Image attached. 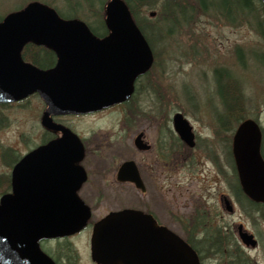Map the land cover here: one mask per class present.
<instances>
[{"label": "water", "instance_id": "95a60500", "mask_svg": "<svg viewBox=\"0 0 264 264\" xmlns=\"http://www.w3.org/2000/svg\"><path fill=\"white\" fill-rule=\"evenodd\" d=\"M260 1L264 6V0ZM104 21L108 34L101 39L83 21L65 20L38 1L8 13L0 21V102L19 101L38 91L46 105L42 124L60 129L49 121V114L96 111L129 99L135 79L149 69L153 55L122 0L107 2ZM29 42L52 49L56 65L41 70L22 63L21 50ZM172 121L180 139L193 147L189 121L180 112ZM134 142L140 144L139 135ZM76 143L74 135L64 129L61 139L27 153L13 167V193L0 197V264H54L40 250L39 241L72 235L85 227L90 209L76 193L82 169L71 167L81 154L74 153L71 160L60 158L69 155L67 150ZM260 146L257 122L242 121L232 138L238 179L250 199L264 203ZM132 164L122 163L118 179L140 187ZM71 175L79 178L77 184L68 183ZM145 235L176 236L141 211L110 212L93 225L92 259L99 264H139L137 246ZM238 237L245 247L257 245L246 230L240 228ZM163 257H167L163 264H169V252Z\"/></svg>", "mask_w": 264, "mask_h": 264}, {"label": "rangeland", "instance_id": "374dc122", "mask_svg": "<svg viewBox=\"0 0 264 264\" xmlns=\"http://www.w3.org/2000/svg\"><path fill=\"white\" fill-rule=\"evenodd\" d=\"M33 1L44 2L60 10L66 16L73 14V10L69 9L68 1L71 5L79 1V11L75 16L91 24L96 20L97 15L100 18L103 17L104 6L108 2V0H89L93 9L101 8V14L94 16L91 10H88L86 0H0V16L17 11L18 8H23ZM215 2L222 6H231L233 13L234 11L237 13L251 11L248 0H215ZM162 3L163 0H157L154 8H143L138 11L139 17L145 18L150 25L156 28L157 35H164V33L166 35L158 37L155 42L151 33H147L154 47L155 64L149 70L146 79L142 81L148 87L149 93H141V88L133 104L140 101L142 106L146 107L154 103L153 106L158 109L159 114L165 113L167 119L172 116L173 112L180 111L188 119L198 136L195 148L191 152L187 150L188 165H186L183 148L176 146L178 152L174 177L175 188L169 194H155L151 202L148 201L152 203L151 207L154 205L160 217L167 220L170 228L183 234L188 214V199L193 197L192 194L204 198L208 209H213L216 204L213 184L209 179L205 180L206 171L211 167L208 155L213 153L220 156L227 155L231 131L220 128L215 120V111L222 110L216 93L215 69L222 68L233 76L240 85L244 97L245 117L257 120L264 130V17L259 9L257 10V21L251 14L253 20L249 17H238L234 24H229L215 13H204L197 9L187 23H182L180 27H173V30L169 31L170 24L163 23L159 17L158 8L162 6ZM193 4L197 6L198 0L181 2V5L188 7ZM150 11H154L155 15L149 16ZM101 27L98 20L95 28L100 31ZM0 117L3 119L0 125V146H12L17 149V152L23 153L24 147L29 142L28 130L31 126L28 109H3L0 111ZM116 120L115 112L97 115L89 120L97 140L106 141L112 133L117 135L119 126ZM158 120L159 128H162L161 123L164 124L165 120L163 119L164 122L160 118ZM152 124L150 120L142 125L153 128ZM136 125L135 122L134 126ZM126 137L127 135L122 137L124 143H126ZM128 153L129 151L124 146L114 155L120 156ZM4 165L0 160V171H4ZM225 186L226 183H223V188ZM81 196L92 205L95 219L110 210L109 208L136 207L142 200V197L131 189L123 194L98 195L82 192ZM198 204H202L200 200ZM262 211L264 212V208ZM169 213L170 216H167ZM255 216V220L245 216L242 209H238L234 215L222 212L219 223L221 226H228L229 229L225 234L228 233V237L233 240L236 233L230 229L232 223L243 221L259 240L257 249H247L246 252L255 264H264V216L263 218H257L258 214ZM242 217L245 218L242 220ZM85 235L82 234L74 240L81 256L84 255ZM47 245L54 249L53 251L60 250V241Z\"/></svg>", "mask_w": 264, "mask_h": 264}, {"label": "flooded vegetation", "instance_id": "af4514ba", "mask_svg": "<svg viewBox=\"0 0 264 264\" xmlns=\"http://www.w3.org/2000/svg\"><path fill=\"white\" fill-rule=\"evenodd\" d=\"M106 34H108V29L107 33L98 37L102 39ZM22 63L46 70L54 67L57 62ZM150 69L152 68L150 67ZM148 72L135 79L133 92L129 99L123 103L84 113L49 114V121L54 125L60 126V129L47 128L42 124L46 105L38 91L31 93L19 101L0 102V111L3 109L8 110L9 108L28 109L31 121V126L28 130L29 142L24 147L23 153L17 152V149L12 146H0V160L5 164L3 166L4 171H0V195L13 193L11 173L13 167L22 157L40 146L61 139L63 130L66 129L74 135L77 146L68 149L69 155H63L60 158L71 160L77 154H81L80 159L77 162H73L71 167L82 169V179L76 193L89 207L90 217L86 226L75 234L39 241L40 250L54 264H99L91 256L90 239L93 225L109 212L125 208L136 209L149 215L157 226L165 227L176 235L142 236V242L137 246L140 255L139 264L166 263L167 257H161L167 255L168 252L170 254L169 264H242V257L247 258L249 263L255 264V261L246 252L247 249L241 244L238 233L240 228L246 230L257 241L256 247L248 250H255L259 246V240L256 235L247 228L243 221H238L232 223L230 227L236 233V236H233L234 239L232 240L228 237V233L225 234L226 230L229 229L228 226H221L219 223L222 212L234 215L238 209H242L239 204L241 195L246 197V199L245 197L243 198L245 207L242 209L245 216L254 220L257 214L259 215L257 218H263L264 216V212L262 211L264 203L248 198L241 188L232 154L234 130L230 133L229 140L227 139L229 142L227 155L220 156L214 153L208 155L211 167L206 171L207 176L205 180L209 179L210 183L213 184L212 189L215 190L216 204L213 209H208L205 206L204 198L196 197L192 194L193 197L188 199V214L186 215L184 224L185 230L181 234L170 228L166 222L167 220L160 217L154 205L151 207L152 203H148V201L151 202L153 195L161 193L169 194L175 188L174 177L176 173V154L178 152L176 146L179 145L183 148L182 150L186 155L187 150L191 152L195 148L198 139L193 130L194 146L189 147L176 133L172 119L173 115L180 111L173 112L172 116L167 119L165 113L163 115L159 114L158 109H155V106H153L154 103L148 104L146 107H143L140 101L133 104L141 88V93H149L148 87L142 83L146 79ZM107 112H115L117 114L116 124L119 126L118 133L117 135L112 133L106 141L97 140L89 120ZM180 113L184 116L182 112ZM158 118L165 120V122L163 120L164 124L161 123L162 128H159L160 123ZM0 120L1 125L3 119L0 117ZM150 120L153 122V128L142 125L145 121L149 122ZM135 122L137 124L136 127L134 126ZM220 128L224 130V127L220 126ZM126 135V143H124L122 137ZM138 135L140 136V144L136 145L134 140ZM124 146L129 151L128 154L114 155ZM76 148L78 152H74ZM210 151L212 152L213 150ZM71 152L72 154H70ZM187 159H189L188 155L185 156L186 165H188ZM125 161H132V165L135 167L139 177L140 187H136L131 181L118 179L119 168ZM78 179L77 176L71 175L68 183L75 185ZM223 183H226L227 187L223 188ZM129 189L142 197L138 206L109 208L110 210L97 217V219L94 218L92 205L81 196L82 192L98 195L123 194ZM199 200L202 204H198ZM170 213L172 212L170 211ZM170 213L167 216H170ZM243 218L245 217L241 219L243 220ZM82 234L85 235L83 256L80 255L74 241ZM177 239H180V241ZM56 241H60V250L53 251L54 249H51L47 244ZM225 242L229 243V250L224 247Z\"/></svg>", "mask_w": 264, "mask_h": 264}, {"label": "trees", "instance_id": "16d2710c", "mask_svg": "<svg viewBox=\"0 0 264 264\" xmlns=\"http://www.w3.org/2000/svg\"><path fill=\"white\" fill-rule=\"evenodd\" d=\"M86 1L88 2L87 5L88 10H91L94 16L95 14H101L100 7L98 9L96 8L93 9L92 6L89 4V0ZM182 1L184 0H174V1L163 0L162 6L158 8L159 17L163 20V23L165 24L168 23L171 26V29L169 31H172L173 27H180L182 23H187L191 19L192 13L195 12L197 9H200L204 13H208V12L215 13L217 14L218 17L223 18L229 24L231 23L234 24V21H236L238 17L240 18L249 17L250 19H252L251 14L255 16V21H257L258 19L257 10L259 9L263 13V17H264V7L260 2L258 3L259 0H248V3L251 6V11H245V12L240 11L239 13H237L236 11H234L233 13L231 6L229 5L222 6L221 4L216 3L215 0H198L197 6L193 4V6H189V7L181 5ZM125 2L129 8V11L135 21L137 28L140 30V32L148 42L153 52L154 47L147 33L149 32L151 33V35L154 37V39L153 38L152 39L155 42L157 41L158 37L164 36L166 35V33H164V35H160V34L157 35L156 28L150 25L145 20V18L139 17L138 11H141L143 8H154L156 6L157 0H125ZM68 5L70 7L69 9L73 10V14H70L69 16L64 15L60 10H56L55 8L53 9L57 12V14L61 18L65 20H72L78 18L75 15L79 11L78 10L79 9L78 6L80 5L79 1L75 5H71L68 1ZM255 5H257L258 7L257 6L255 7ZM2 19L3 16H0V21H2ZM98 20L100 21V24L102 26L100 31L96 30L95 28V24ZM86 24L89 27V30L97 37L103 35L104 33H107V27L105 21L103 17L100 18L99 15L96 16V20L93 22V24L88 22ZM151 28H153L154 30ZM21 57L26 62H55L57 58L56 53L52 49L31 42L24 45V47L21 50ZM214 77H215L214 79H215L216 93L218 95L222 107L221 111H215V118H216L215 120L218 126L220 125L221 127H224V130L226 131L230 130L232 132L234 128L242 120L246 118L244 115L245 114L244 97L240 89V85L236 82V80H234L233 76L229 74L226 70L222 68L215 69ZM261 154L264 159L263 129H262ZM244 197H245L244 195H241L239 199V204L242 209H244L245 207V203L243 201ZM224 247L228 249L229 243L225 242ZM242 264H251V263L248 262L247 258L242 257Z\"/></svg>", "mask_w": 264, "mask_h": 264}]
</instances>
